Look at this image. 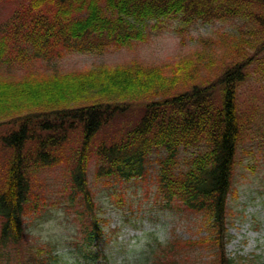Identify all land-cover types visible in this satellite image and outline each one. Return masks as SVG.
I'll use <instances>...</instances> for the list:
<instances>
[{
	"label": "trees",
	"instance_id": "1",
	"mask_svg": "<svg viewBox=\"0 0 264 264\" xmlns=\"http://www.w3.org/2000/svg\"><path fill=\"white\" fill-rule=\"evenodd\" d=\"M0 1L13 6L0 24V58L15 56L24 68L142 41L146 21L175 18L184 30L196 22L237 24L197 38L200 48L171 65L131 61L0 76V122L8 125L0 133V249L15 264L58 261L53 248L31 245L26 233L30 217L49 213L45 172L62 168L63 191L83 208L91 242L106 222L96 216L91 165L103 185L146 181L150 156L159 154L154 201L201 215L206 234L156 243L150 264H190L186 251L202 247L212 253L207 264H239L226 251L228 200L237 154L254 141L253 113L239 107L238 95L252 66L264 73V0ZM257 145L264 148V139Z\"/></svg>",
	"mask_w": 264,
	"mask_h": 264
},
{
	"label": "rangeland",
	"instance_id": "2",
	"mask_svg": "<svg viewBox=\"0 0 264 264\" xmlns=\"http://www.w3.org/2000/svg\"><path fill=\"white\" fill-rule=\"evenodd\" d=\"M1 2V1H0ZM13 6L0 3V24L10 16ZM236 22H196L189 29L175 18L146 21L145 38L127 43L118 50L105 53H68L56 61H35L22 67L16 57L0 58V76L3 79H21L31 70L41 74L67 73L98 65H127L137 61L144 65L164 66L190 56L200 48L197 38L232 32ZM2 59V60H1ZM21 65V66H20ZM252 66V77L244 83L238 95L239 107L252 111L254 124L250 126L254 141H246L237 154L234 176L235 192L228 200V235L226 251L239 264H264V148L258 141L264 139V73ZM257 122V123H255ZM0 122V133L8 125ZM180 156V164L183 157ZM159 154H151L150 175L146 181L113 182L103 185L95 181L91 165L89 184L95 194L97 219L100 222L99 239L89 242L85 231L90 230L83 208L71 202L63 191L62 168L45 172L43 176L47 218L30 217L26 226L29 243L50 246L51 255L58 261L50 264H146L154 258L156 243L165 244L172 238L197 239L206 234L201 215L183 207H162L154 201V175ZM1 177V174H0ZM68 193V192H67ZM62 211L63 215H57ZM47 246V247H48ZM49 248V247H48ZM0 264H15L14 259L0 249ZM185 261L207 264L212 253L207 248L188 249ZM9 257V258H8Z\"/></svg>",
	"mask_w": 264,
	"mask_h": 264
},
{
	"label": "clouds",
	"instance_id": "3",
	"mask_svg": "<svg viewBox=\"0 0 264 264\" xmlns=\"http://www.w3.org/2000/svg\"><path fill=\"white\" fill-rule=\"evenodd\" d=\"M57 215L62 216L63 215V212L62 211H58L57 212Z\"/></svg>",
	"mask_w": 264,
	"mask_h": 264
}]
</instances>
